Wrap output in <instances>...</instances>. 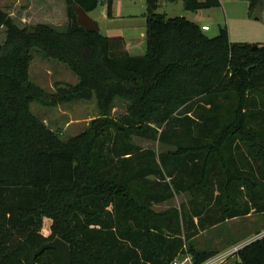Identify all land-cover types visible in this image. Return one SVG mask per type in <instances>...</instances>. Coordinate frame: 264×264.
<instances>
[{"label":"trees","instance_id":"obj_1","mask_svg":"<svg viewBox=\"0 0 264 264\" xmlns=\"http://www.w3.org/2000/svg\"><path fill=\"white\" fill-rule=\"evenodd\" d=\"M66 1V27L22 26L0 6V264H63L53 248L34 255L57 236L73 264H170L185 252L205 261L220 250L198 249L201 231L264 213V43L234 42L227 26L208 36L159 12L160 0H147L146 37L127 42L79 24L74 6L90 12L101 0ZM249 1L252 14L264 8ZM34 48L77 80L33 81ZM118 100L128 107L116 116ZM83 101L97 114L68 139L31 108ZM178 194L180 206L155 208ZM236 253L238 264H264V234Z\"/></svg>","mask_w":264,"mask_h":264},{"label":"rangeland","instance_id":"obj_2","mask_svg":"<svg viewBox=\"0 0 264 264\" xmlns=\"http://www.w3.org/2000/svg\"><path fill=\"white\" fill-rule=\"evenodd\" d=\"M107 0H101L95 12L90 16L94 19L99 16ZM158 11L168 17L183 15L198 22L208 36H216L221 26H227L230 40L234 42L264 43V8L258 7L254 14L250 12L249 0H221L217 7L203 8L198 11L185 9L183 1L160 0ZM0 6L7 11L20 25L50 22L60 27H66L69 21L66 0H0ZM147 11V0H113V16L104 22L105 26L126 28L134 21H143ZM133 12L138 16L130 17ZM128 15V16H126ZM96 17V18H95ZM146 20V19H145ZM208 25V29L204 26ZM103 28V29H104ZM6 27L0 31V44L4 42ZM30 66L31 79L47 89H52L57 80L76 81L77 76L63 63L50 60L36 52ZM128 104L118 100L114 113L119 116L127 111ZM31 108L39 117H42L51 127L57 129L62 138L68 139L86 128L90 120L97 114L95 101L76 102L58 107H49L32 102ZM136 142L144 147L160 150V142L135 138ZM187 198L183 194L173 199L155 205L156 209H165L170 206H180ZM51 219L45 218L43 233L48 235ZM260 231V232H259ZM264 234V213L252 212L246 216H239L224 223L201 231L194 243L198 249L220 250L231 249L235 241L245 244ZM226 264H238L237 253L228 257ZM225 264V263H224Z\"/></svg>","mask_w":264,"mask_h":264},{"label":"water","instance_id":"obj_3","mask_svg":"<svg viewBox=\"0 0 264 264\" xmlns=\"http://www.w3.org/2000/svg\"><path fill=\"white\" fill-rule=\"evenodd\" d=\"M74 8L80 25L88 30H100L99 21L92 18L89 12H87L82 6L75 5ZM47 248L56 249L62 258L63 264H73L71 246L65 239L57 236L54 239L41 244L34 252V255L37 256L41 254Z\"/></svg>","mask_w":264,"mask_h":264},{"label":"crops","instance_id":"obj_4","mask_svg":"<svg viewBox=\"0 0 264 264\" xmlns=\"http://www.w3.org/2000/svg\"><path fill=\"white\" fill-rule=\"evenodd\" d=\"M178 1H183V0H178ZM184 3V2H183ZM96 9L92 10L89 12V14H93L95 12ZM106 4L104 7L103 12L97 16V20L99 21V25H100V31L107 36H113V35H122L125 37L127 42H134V41H138L141 39H144L146 37V18L141 22V21H134L131 24L125 26L126 28H117V27H113V26H105L104 28V22H106L107 19H109L110 17L106 16ZM130 17H135L138 16L137 14L130 12L128 14ZM126 15V16H128ZM104 28V29H103Z\"/></svg>","mask_w":264,"mask_h":264},{"label":"built area","instance_id":"obj_5","mask_svg":"<svg viewBox=\"0 0 264 264\" xmlns=\"http://www.w3.org/2000/svg\"><path fill=\"white\" fill-rule=\"evenodd\" d=\"M204 28L208 29L209 27L208 25H205ZM243 245H234L231 249H226L225 251L219 252L201 263L194 262L191 253H181L170 264H223L231 254L236 252Z\"/></svg>","mask_w":264,"mask_h":264}]
</instances>
